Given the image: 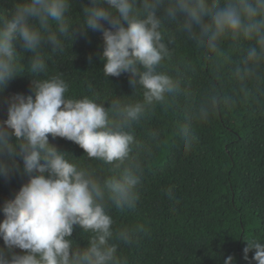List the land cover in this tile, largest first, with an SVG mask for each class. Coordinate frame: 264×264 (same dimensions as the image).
<instances>
[{
	"label": "clouds",
	"instance_id": "9594fccd",
	"mask_svg": "<svg viewBox=\"0 0 264 264\" xmlns=\"http://www.w3.org/2000/svg\"><path fill=\"white\" fill-rule=\"evenodd\" d=\"M14 4L11 10L0 9V94L25 71L34 79L31 95L6 98L7 119L0 120V177L21 174L29 180L0 209V264H128L114 241L134 246L143 226L114 228L110 209L136 206L153 151L136 140L133 125L157 105L167 106L170 98L183 95L189 108L179 135L189 150L197 140L195 125L236 102L216 84L196 100L179 79L160 69L178 40L191 42L215 66L217 80L230 66L246 97L249 82L264 80V0H89L75 20V0ZM89 28L102 32L104 75L129 74L134 94L142 92V99L115 96L106 108L93 97H69L64 73L49 75V61L63 54L67 44L72 46L77 32L87 36ZM226 42L242 49L239 60L225 50ZM17 43L31 53L27 69ZM49 135L74 142L88 160L111 165L114 174L103 177L91 166L73 162L80 159L58 151ZM172 191L166 193L170 199ZM77 227L86 247L71 239ZM243 239L248 264H264V242ZM224 264H236L235 257L228 256Z\"/></svg>",
	"mask_w": 264,
	"mask_h": 264
},
{
	"label": "trees",
	"instance_id": "16d2710c",
	"mask_svg": "<svg viewBox=\"0 0 264 264\" xmlns=\"http://www.w3.org/2000/svg\"><path fill=\"white\" fill-rule=\"evenodd\" d=\"M88 3L75 0L74 20L78 18L75 13L82 12L81 5ZM14 6V0H0V9L8 11ZM167 28L171 31L173 25L169 23ZM223 47L234 61L240 59L242 49L233 48L230 42ZM17 51L23 53L22 63L27 69L31 53H25L19 43ZM102 51L101 31L89 28L87 36L77 32L72 46L67 44L63 54L49 61V75L64 73L70 85L69 97H93L108 108L115 96L131 97L134 88L127 73L118 78L104 75ZM160 70L179 79L182 88L190 90L196 100L210 84H216L236 102L209 121L195 125L197 140L189 150L179 135L189 108L183 95L170 98L167 106L157 105L147 118L133 125L136 140L151 145L153 151L138 186L136 206L123 211L110 209L114 228L143 226L134 246L114 241L119 254L127 257L128 264H224L228 256L235 257L236 264H248L243 238L264 242V80L249 82L245 97L230 74V66H225L217 80L215 66L204 60L203 49L183 40L177 41L171 58ZM261 72L264 74V68ZM33 79L25 71L7 85L0 94V120L7 119L6 98L31 95ZM130 99H142V92ZM49 141L58 151L80 159L73 162L91 166L103 177L114 174L111 165L88 160L74 142L51 135ZM28 180L21 174L0 177V209ZM169 188L173 190L171 199L166 194ZM3 219L0 210V222ZM71 239L81 248L87 246L79 227ZM253 256L249 254L250 259Z\"/></svg>",
	"mask_w": 264,
	"mask_h": 264
}]
</instances>
